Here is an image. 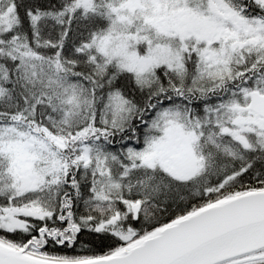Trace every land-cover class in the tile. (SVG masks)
<instances>
[{"label":"snow or ice","instance_id":"6c2138e0","mask_svg":"<svg viewBox=\"0 0 264 264\" xmlns=\"http://www.w3.org/2000/svg\"><path fill=\"white\" fill-rule=\"evenodd\" d=\"M0 264H264V0H0Z\"/></svg>","mask_w":264,"mask_h":264}]
</instances>
